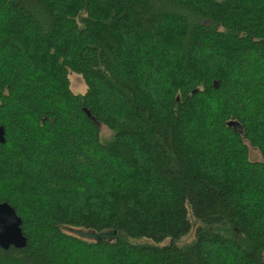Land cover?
Listing matches in <instances>:
<instances>
[{
	"label": "trees",
	"instance_id": "16d2710c",
	"mask_svg": "<svg viewBox=\"0 0 264 264\" xmlns=\"http://www.w3.org/2000/svg\"><path fill=\"white\" fill-rule=\"evenodd\" d=\"M1 126L0 264H264V0H0Z\"/></svg>",
	"mask_w": 264,
	"mask_h": 264
},
{
	"label": "water",
	"instance_id": "95a60500",
	"mask_svg": "<svg viewBox=\"0 0 264 264\" xmlns=\"http://www.w3.org/2000/svg\"><path fill=\"white\" fill-rule=\"evenodd\" d=\"M3 126L0 127V140H3ZM27 237L22 229V217L16 208L8 201H0V245L8 248L10 245L24 246Z\"/></svg>",
	"mask_w": 264,
	"mask_h": 264
},
{
	"label": "rangeland",
	"instance_id": "374dc122",
	"mask_svg": "<svg viewBox=\"0 0 264 264\" xmlns=\"http://www.w3.org/2000/svg\"><path fill=\"white\" fill-rule=\"evenodd\" d=\"M69 77L71 80V86L73 88L74 91L76 92H84L86 90V83L85 80L83 78V76L72 70L69 73ZM102 130L104 132V134L108 135L110 133V130L108 128H106V126H102ZM249 144V150H250V157L252 159H262V153L260 152V150L255 147L254 145H252L250 142H248ZM67 230L69 231H74L73 228H67ZM89 235V234H88ZM94 237L93 238H99V237H103V238H113L115 237L114 233L111 230H102L101 232H96L94 231L92 234ZM193 238V232L191 231L190 233L186 234L185 236H183L180 240V243H185L189 240H191ZM131 239H135L136 241H138L139 239L136 238H131Z\"/></svg>",
	"mask_w": 264,
	"mask_h": 264
}]
</instances>
